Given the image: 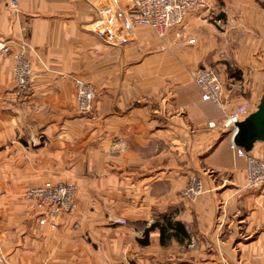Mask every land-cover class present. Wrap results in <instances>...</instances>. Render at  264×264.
<instances>
[{
  "label": "crops",
  "instance_id": "obj_1",
  "mask_svg": "<svg viewBox=\"0 0 264 264\" xmlns=\"http://www.w3.org/2000/svg\"><path fill=\"white\" fill-rule=\"evenodd\" d=\"M10 3L0 0V264H264V186L248 185L230 132L210 127L248 103L240 146L264 154V0H207L164 41L138 27V43L124 47L90 30L87 0ZM22 45L26 99L14 79ZM202 67L220 72L224 110L202 100ZM74 78L96 89L87 115ZM192 179L205 189L195 200L183 196ZM45 181L78 189L56 230L23 200ZM164 216L190 239L164 246L156 228L143 244Z\"/></svg>",
  "mask_w": 264,
  "mask_h": 264
},
{
  "label": "built area",
  "instance_id": "obj_2",
  "mask_svg": "<svg viewBox=\"0 0 264 264\" xmlns=\"http://www.w3.org/2000/svg\"><path fill=\"white\" fill-rule=\"evenodd\" d=\"M95 14L90 30L104 43L112 47H124L138 43V27L149 28L158 40L164 41L168 33L184 24L187 17L201 12L207 7V0H87ZM11 7L18 8V0H11ZM221 22V21H219ZM4 42H0V56L7 52ZM27 46L22 45L15 57L14 79L16 95L29 98L32 95V68L26 56ZM76 89L77 109L82 115L93 110L96 98L95 87L80 78L73 79ZM194 82L202 91V100L212 102L224 108L223 95L225 84L220 72L212 67L199 68L194 73ZM250 105L244 103L233 111L225 113L219 123H210V127H220L230 132L231 149L246 161L248 185L264 186V154L254 157L248 154L236 142L239 125L248 113ZM224 110V109H223ZM200 180L192 179L184 190L183 196L195 200L204 193ZM78 189L72 184L42 182L27 188L23 200L28 209L38 214L39 224L48 225L56 230L57 221L63 215L71 214L77 206ZM114 224L125 225V219H115ZM2 246L0 243V254ZM2 259H0V262Z\"/></svg>",
  "mask_w": 264,
  "mask_h": 264
},
{
  "label": "trees",
  "instance_id": "obj_3",
  "mask_svg": "<svg viewBox=\"0 0 264 264\" xmlns=\"http://www.w3.org/2000/svg\"><path fill=\"white\" fill-rule=\"evenodd\" d=\"M156 228H158L161 232V242L164 246L172 239H177L182 243L185 240L190 239L189 234L181 223L174 221L170 216H164L163 222L158 221L151 228L146 230L143 244L149 243V233Z\"/></svg>",
  "mask_w": 264,
  "mask_h": 264
},
{
  "label": "rangeland",
  "instance_id": "obj_4",
  "mask_svg": "<svg viewBox=\"0 0 264 264\" xmlns=\"http://www.w3.org/2000/svg\"><path fill=\"white\" fill-rule=\"evenodd\" d=\"M214 68V67H212ZM2 177H6V166H0V178ZM0 184H2V187H4V189L6 188V178L4 182H1ZM4 185V186H3ZM6 190V189H5ZM5 191L3 190L1 192V195L4 193Z\"/></svg>",
  "mask_w": 264,
  "mask_h": 264
},
{
  "label": "water",
  "instance_id": "obj_5",
  "mask_svg": "<svg viewBox=\"0 0 264 264\" xmlns=\"http://www.w3.org/2000/svg\"><path fill=\"white\" fill-rule=\"evenodd\" d=\"M244 131H245L244 126L240 124L239 125V134H238V136L236 138V142L238 143L239 146L241 145L240 144V140L245 138Z\"/></svg>",
  "mask_w": 264,
  "mask_h": 264
}]
</instances>
